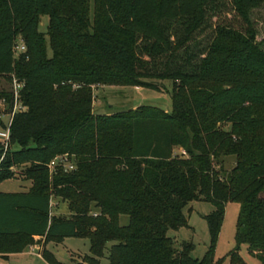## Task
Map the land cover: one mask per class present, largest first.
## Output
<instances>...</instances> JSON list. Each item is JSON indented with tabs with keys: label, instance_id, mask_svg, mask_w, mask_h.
Listing matches in <instances>:
<instances>
[{
	"label": "trees",
	"instance_id": "obj_1",
	"mask_svg": "<svg viewBox=\"0 0 264 264\" xmlns=\"http://www.w3.org/2000/svg\"><path fill=\"white\" fill-rule=\"evenodd\" d=\"M263 4L0 0V76L22 84L25 108L13 117L6 150L0 144V184L22 165L31 182L24 193H0V257L22 254L34 238H79L90 244L84 264H99L105 251L109 264H220L214 249L225 206L236 203L228 263L246 264L245 248L264 264V50L251 21ZM18 39L24 53L14 51ZM147 81L172 82L171 114L141 105L94 115V87L152 88ZM3 98L11 108L12 95ZM53 198L66 202L68 218L51 214ZM195 201L213 207L201 260L191 244L175 248L167 237L187 227L183 211ZM45 246L41 259L62 264Z\"/></svg>",
	"mask_w": 264,
	"mask_h": 264
},
{
	"label": "rangeland",
	"instance_id": "obj_2",
	"mask_svg": "<svg viewBox=\"0 0 264 264\" xmlns=\"http://www.w3.org/2000/svg\"><path fill=\"white\" fill-rule=\"evenodd\" d=\"M251 21L256 33V41L261 44L264 50V4L251 13ZM48 24L46 17L41 18L38 31L45 33ZM17 45L25 46V43L18 39ZM27 48V47H26ZM15 57H18L16 54ZM13 76H0V92L8 93L12 90ZM153 85L152 88H130V87H108L96 86L93 88V113L99 116H110L129 110H135L137 107L151 106L159 108L167 114L172 113L171 91L172 82L170 81H147ZM260 130L264 131V106L260 109ZM182 151L175 149L174 154L180 155ZM72 165V164H71ZM235 165V158L224 159V168L229 171ZM24 165L12 169L14 177L11 180L0 184V193H24L30 188L31 182L21 176ZM213 207L210 204L195 201L191 202L184 209L183 213L187 218V227L179 230H169L167 237L173 240L175 248L182 243L191 244L193 250L191 257L201 260L209 245L210 236L204 217L211 213ZM239 213V205L236 203H227L224 210V217L220 227L219 235L214 249L215 261H221L220 264H229L227 254L234 247V238L236 231V222ZM51 214L56 217L68 218L69 213L67 204L61 199L51 200ZM129 219L125 215L118 217V224L121 227L127 226ZM34 244L27 247L22 254L10 255L8 260L0 257V264H47L35 255L30 254L32 248L43 249L44 246L54 258L62 264H84V258L91 257L90 244L88 240L79 238H65L60 244L47 242L44 239H34ZM40 255V253H39ZM241 256L246 264H259L247 255L245 248L242 249ZM108 251H105L103 257L99 259V264L108 263Z\"/></svg>",
	"mask_w": 264,
	"mask_h": 264
},
{
	"label": "built area",
	"instance_id": "obj_3",
	"mask_svg": "<svg viewBox=\"0 0 264 264\" xmlns=\"http://www.w3.org/2000/svg\"><path fill=\"white\" fill-rule=\"evenodd\" d=\"M14 51L19 54V53H24L25 47L21 45H16L14 48ZM22 88V84L17 83L15 80L13 82V87L12 90L9 91L8 93L12 95V105L11 108L9 104H7L6 100L3 98L0 101V108H1V116L0 119L3 122L4 128H0V144L3 145L4 149L6 150L7 144L9 142V132H10V126L13 120V117L17 113H21L25 111V108L22 106L20 102V96L19 92ZM64 163V167L68 170H72V165L70 163H66V158H61L59 159ZM58 159H54L52 162L49 164V169L52 170L55 167L56 162ZM34 250H37L38 253L36 254L37 257H41L39 255L40 253V248H32L30 250V254L33 256L35 255Z\"/></svg>",
	"mask_w": 264,
	"mask_h": 264
},
{
	"label": "crops",
	"instance_id": "obj_4",
	"mask_svg": "<svg viewBox=\"0 0 264 264\" xmlns=\"http://www.w3.org/2000/svg\"><path fill=\"white\" fill-rule=\"evenodd\" d=\"M34 239H37V238H34ZM19 255V254H18Z\"/></svg>",
	"mask_w": 264,
	"mask_h": 264
}]
</instances>
